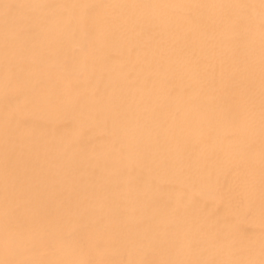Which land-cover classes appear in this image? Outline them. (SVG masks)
<instances>
[{
	"label": "bare ground",
	"instance_id": "obj_1",
	"mask_svg": "<svg viewBox=\"0 0 264 264\" xmlns=\"http://www.w3.org/2000/svg\"><path fill=\"white\" fill-rule=\"evenodd\" d=\"M0 264H264V0H0Z\"/></svg>",
	"mask_w": 264,
	"mask_h": 264
}]
</instances>
